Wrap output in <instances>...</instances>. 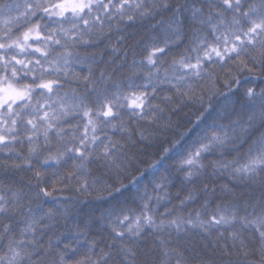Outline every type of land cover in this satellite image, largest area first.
I'll list each match as a JSON object with an SVG mask.
<instances>
[{
	"label": "snow or ice",
	"instance_id": "snow-or-ice-1",
	"mask_svg": "<svg viewBox=\"0 0 264 264\" xmlns=\"http://www.w3.org/2000/svg\"><path fill=\"white\" fill-rule=\"evenodd\" d=\"M156 16L160 20L152 28L159 25L164 31L163 46H146L143 59L129 65L127 83L113 79L117 69L109 70L107 64L97 77L98 54L85 46L99 45L121 24L128 26ZM185 25L191 28V53L195 56L185 49L162 74L169 45L184 39ZM72 64L86 66L87 73L70 71ZM233 66L240 73L264 75V0H22L0 4V153L7 154L6 159H0V168L29 173L31 186L25 191L0 183V264H191L179 245L180 234L191 235L194 230L214 238L211 255L196 264H264V130H260L264 129V88L245 89L247 120L243 125L233 121L244 136L252 130L250 143L236 134L235 127L230 136L225 126H220L199 137L193 150L175 162L184 182L193 184L180 200L181 206L194 200L198 191L215 195L214 188L205 191L209 184L200 189L194 184L206 167L205 154L212 152L222 157L211 161L214 174L260 189L259 198L240 200L235 188L223 184L220 192L226 199L214 208L205 199L194 215L185 216L180 207L173 206L158 218L156 208L168 200V177L161 175L155 188L163 194L157 193L154 206L150 207L151 196H143L139 213L135 208L110 204L98 217L87 214L85 229L96 221L107 222L111 232L107 250L95 251L94 240L83 250L73 249L71 244H64L61 250L51 239L45 246L37 236L38 229L51 228L56 217L68 211L54 195L57 191L74 189L104 201L127 187L122 180L131 166L126 149L136 143L137 132L141 140L148 139L139 122L158 124L162 119L165 109L153 103L154 99L172 102V96L158 95L160 85L168 83L191 99L193 78L210 79L213 72L209 69L226 72L230 77L226 86L238 84L231 73ZM61 76L84 91L70 84V91L61 95ZM75 116L86 121L82 130L79 122H69ZM106 129L125 135L113 139ZM243 144L247 147L241 150ZM228 147L235 155L225 153ZM169 151L164 149L161 160ZM95 162H99V174L89 167ZM158 163L154 161L151 167ZM48 176L54 178L48 182ZM135 179L133 176L130 182ZM44 198L57 207L45 209ZM61 208L63 211H58ZM21 222L23 227H18ZM147 229L159 243L145 251L141 241L146 239ZM154 249H159V259ZM252 256L259 260H249Z\"/></svg>",
	"mask_w": 264,
	"mask_h": 264
},
{
	"label": "trees",
	"instance_id": "trees-1",
	"mask_svg": "<svg viewBox=\"0 0 264 264\" xmlns=\"http://www.w3.org/2000/svg\"><path fill=\"white\" fill-rule=\"evenodd\" d=\"M13 2H22V0H0V4ZM249 2H253V0H249ZM159 20L160 16H156L155 18L149 17L143 21H137L135 24H129L128 26L121 24L117 30L109 34L110 38L104 39L99 45L85 46L87 51H95L98 54V63L94 66L95 75L98 77L100 69L104 68L107 64L109 70L113 67L117 69L113 73V79H119L127 83L125 77L130 74L129 65L133 61L139 62L143 59L144 55H146V46L152 43L163 46L164 31L160 29L159 25L155 29L152 28V25L156 24ZM183 31L185 33L184 39L176 44L169 45L170 54L167 56L166 63L161 67L162 74L164 68H167L171 64L173 57L179 59L181 54H185V49H188L189 53H191L190 26L185 25ZM114 47L119 49V51L114 52ZM85 48H82L81 51H84ZM191 54L195 56V53ZM71 70L81 74H86L88 71L86 66L80 64H72L70 66ZM209 70L213 72L210 79L196 81L193 78L194 87L191 92V99L183 96L181 93H177L168 83L160 85L158 95L161 98L170 95L172 96V102L167 103L162 99H154L153 103H158L165 109L162 119L158 124H153L149 121L139 122L144 135L148 139L141 140L137 132L134 136L136 143L129 145L126 149L128 156L131 158V166L123 174L122 180L127 187L122 188L119 193H113V197H108L104 201L95 200L86 194L76 192L74 189L54 193L68 211L65 215L57 216L51 228L38 229L37 236L40 239V243L47 246L49 239H51L53 244L58 243L61 250L64 244H71L73 249L79 247L83 250L87 247L89 241L94 240L97 245L95 251L98 252L100 248L106 249V245L110 243L111 236L107 222L96 221L85 229L87 214L92 213L98 217L110 204L135 208L137 213H139L142 207L140 197L143 196H151L150 207L154 206L157 193L163 194L161 190L155 188V183L159 182L161 175L168 177V181L165 183L168 200L162 201L159 207L156 208L158 218H163L159 217V213H163L165 208H172L173 206L180 207L185 216L188 213L194 215L197 210H201L205 199H208L210 206L214 208L215 204L219 203L221 199H226V197H222L220 192V186L223 184H228L230 187L235 188L240 200L246 197H260V189L238 185L227 175L214 174L215 170L211 166V161L222 159V157L219 152H212L205 154L203 163L206 167L202 170L203 175L195 178L194 184L197 189L202 188L206 183L209 184V189L205 191H210L214 188L215 195L205 196L204 192L198 191L194 193V200L189 201L183 206L179 204L180 200L192 190L193 184L184 182L183 176L175 170V162L188 151L193 150L199 137H202L206 132L217 130L220 126H225V130L230 136L233 135V128L235 127L236 134L241 135L249 143L251 142V138H253L251 135L252 130H250L249 136H244L240 131V127L234 125L233 121L239 120L240 125H243L247 120L244 91L248 87H253L256 91L264 88V75H260L258 72L256 74L240 73L233 66L231 73L238 78L239 83H232L229 87L225 84V80L230 79L226 72L220 68ZM169 78L175 83V79L171 74H169ZM140 82V80H137V83ZM70 84L72 87H77L79 91H84L78 84L61 76V95H63L64 91H70ZM213 84H215V87ZM108 87L111 88V84ZM89 95L92 96L94 94L89 93ZM125 119H128V117H125ZM69 122L72 124L79 122L81 130L83 124L86 123L80 116L70 117ZM65 127L67 128V125ZM132 127L135 128L136 125L133 123ZM106 132L113 139H120L122 135H125L119 132L114 133L110 129H106ZM77 134L79 135L80 133L78 132ZM255 135H259V131H255ZM177 141L179 143H176ZM121 142L123 143L124 141L122 140ZM54 143H56L55 140ZM246 147L247 144L241 145V150L246 149ZM165 148L170 149V151L161 160ZM23 151L27 152V141H25ZM224 151L226 154L231 153V155H235V151L230 147ZM231 155L228 158H231ZM6 158L7 154L0 153V159ZM157 160L160 163L156 164L155 168H152L151 165ZM89 167L93 169V174H99L101 171L99 162L90 164ZM29 175V173H22L12 169L6 171L0 168V183L11 184L14 188L19 187L27 191L31 187L28 183ZM133 176L136 178L135 182H130ZM53 178L52 176H48L45 179L50 182ZM115 186L119 187L118 184ZM178 192L179 195H177ZM43 207L47 209L57 206L51 199L44 198ZM58 211H63V209H58ZM18 227H23V223L21 222ZM151 231V229H147L145 232L146 239L141 241L145 247V251L151 248L153 243H159L155 240L154 235H148ZM41 232L43 233L42 235ZM180 236V250L189 258L191 264H196L200 259H206L211 255L214 238H209L205 233L196 230L191 235L181 233ZM172 237L173 240L171 242L174 244L176 237L174 230L172 231ZM2 243L0 242V244ZM158 252L159 249L153 250V254L157 255V259H159ZM69 254L71 255V250ZM233 259L237 258L233 257ZM240 260L243 261V258H240ZM249 260L258 261L259 256L249 257ZM243 264H247V261H243Z\"/></svg>",
	"mask_w": 264,
	"mask_h": 264
}]
</instances>
